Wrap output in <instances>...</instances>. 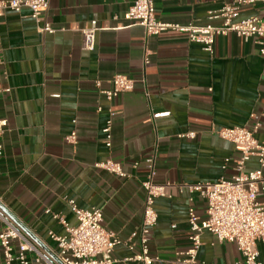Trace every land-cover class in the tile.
I'll return each instance as SVG.
<instances>
[{"label":"crops","instance_id":"1","mask_svg":"<svg viewBox=\"0 0 264 264\" xmlns=\"http://www.w3.org/2000/svg\"><path fill=\"white\" fill-rule=\"evenodd\" d=\"M133 1L49 0L44 20L52 33L42 32L44 20L35 21L28 9L0 16V86L10 88L0 96V120L7 121L0 203L38 242L0 212L54 261L59 247L51 234L66 235L54 214L77 224L70 200L79 208L101 209L104 226L123 241L139 229L146 160L155 154L154 179L166 188L155 200L158 220L151 229L150 255L157 257L154 264H184L178 258L190 246L188 210L206 216L205 199L188 185L236 173L239 153L216 130L259 123L257 138L264 142V57L255 37L219 35L211 55L185 33L148 36L143 27L131 25L125 13ZM231 1L155 0L156 15L165 22L221 26L224 19L216 15ZM260 10L257 4L244 5L237 20ZM92 21L100 29L89 51L83 48L82 29ZM116 74L134 79L135 87L110 101L104 91L112 88ZM110 118L107 147L102 129ZM74 130L77 141L68 142ZM189 132L195 137L181 136ZM107 159L120 163L126 176L96 166ZM257 167L252 158L246 169ZM4 226L0 219V232ZM134 241L138 245V238ZM201 242L197 259L205 264H235L241 257L235 243L209 231ZM258 249L264 264V241ZM131 254L124 244L113 252L118 259ZM26 255L37 264V252Z\"/></svg>","mask_w":264,"mask_h":264},{"label":"built area","instance_id":"2","mask_svg":"<svg viewBox=\"0 0 264 264\" xmlns=\"http://www.w3.org/2000/svg\"><path fill=\"white\" fill-rule=\"evenodd\" d=\"M257 4L259 14L239 19L240 9L244 5ZM49 7V0H0V16L11 10L21 13L29 10V16L40 22L44 20ZM224 19L221 26H196L192 23L181 24L165 22L157 18L155 0H134L125 18L131 25L144 28L146 35H159L165 31L185 33L189 41L200 43L203 49L214 55L216 38L228 32H235L246 39L255 37L260 54L264 57V0H233L227 3L219 15ZM97 21H92L89 27L82 29L83 48L89 51L95 49L96 35L99 31ZM42 32H54L49 22L44 20L40 27ZM147 62L148 59L146 58ZM112 88L104 91L108 100H113L123 92L132 91L134 79L116 74L111 79ZM9 87L0 86V96L9 92ZM6 120H0V161L4 153L3 134ZM112 119L102 129L105 134V145L111 147ZM260 124L233 127H221L216 133L230 141L239 153L235 160L236 173L230 178L221 177L214 182H202L188 185L192 193H198L206 201L205 218L200 219L196 210H188L190 228V246L181 254L178 261L184 264H205L197 259L198 250L202 244L201 236L205 231L213 233L219 240L233 242L241 254L235 264H263L259 260L258 242L264 241V142L257 138ZM181 136L195 137L194 132ZM68 142L77 141V132L72 131L67 137ZM255 158L258 167L247 170L249 160ZM148 167L147 178L142 182L145 191V204L142 223L139 229L133 231L130 237L123 241L115 233L108 230L103 222V212L99 208H79L70 200L72 211L76 215L77 224L72 226L61 214L54 217L64 225L66 235L51 234L58 243L57 258L61 264H154L157 257L150 255L149 241L151 229L157 224L158 214L155 210V200L165 196V184L155 181V154L146 160ZM97 167L125 177L122 165L112 159L96 163ZM49 212V210H47ZM4 228L0 232V247L4 253V264H31L27 251H35L37 264H59L46 257L34 246L28 236L8 217L0 212ZM138 238L139 249H137ZM14 242H18V251L14 253ZM124 244L132 252L131 255L118 259L113 256L117 245Z\"/></svg>","mask_w":264,"mask_h":264},{"label":"water","instance_id":"3","mask_svg":"<svg viewBox=\"0 0 264 264\" xmlns=\"http://www.w3.org/2000/svg\"><path fill=\"white\" fill-rule=\"evenodd\" d=\"M0 208L29 236H31L35 241L38 242L37 238L31 233V231L21 223L12 213H10L3 205L0 203ZM57 263L61 264V262L56 259Z\"/></svg>","mask_w":264,"mask_h":264}]
</instances>
